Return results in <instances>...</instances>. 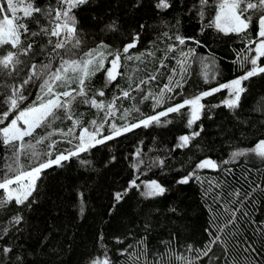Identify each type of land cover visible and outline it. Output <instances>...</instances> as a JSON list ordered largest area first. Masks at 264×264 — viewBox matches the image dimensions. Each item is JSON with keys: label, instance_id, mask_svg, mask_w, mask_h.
Masks as SVG:
<instances>
[{"label": "trees", "instance_id": "1", "mask_svg": "<svg viewBox=\"0 0 264 264\" xmlns=\"http://www.w3.org/2000/svg\"><path fill=\"white\" fill-rule=\"evenodd\" d=\"M157 2L143 0L142 6L135 8V0H90L88 5L74 10L79 21V38L83 41L80 55L95 48L101 41L113 50L122 48L135 33H140L141 39L136 48L130 50L131 54L155 52L154 56L146 57L143 62H126L121 69L124 75L118 76L110 84H106L103 71L88 82L89 96L103 90L104 96L97 99L108 102L114 95H119L120 89H128L129 83H133L134 88L139 79L156 74V80L141 85L144 91L132 92L135 99L117 102L121 110L133 106L139 109V112L133 111L128 117L129 123L155 115L166 107L182 103L184 99L243 75L245 68L241 67L240 58L248 55L245 49L249 40L257 39L255 19L246 34H224L215 27H208L216 14V0H209L203 9V17L198 15L201 11L198 0H169L171 7L167 10L154 7ZM35 6L46 13L49 8L58 7V0H35ZM52 14L54 16V11ZM18 15H22V12H18ZM113 20L119 23L118 31L106 28ZM24 22L29 32L51 27L50 17L46 14H34ZM141 25L144 27L141 28ZM176 35L186 38L185 44L180 45L175 41ZM22 39L26 43H33V50L27 56H20L22 63L18 77L0 75V102L10 94V86L21 83L27 77L32 64L47 62V53L51 51L52 45L48 44V37L43 34L36 37L25 35ZM52 40L54 43L56 38L52 37ZM196 41L200 42L199 45ZM172 44L177 46L176 50L166 51ZM190 49H195V55L188 59L183 86L168 93L167 97L170 98H166L160 106L154 107L151 98L143 100L147 92L156 94L168 84L171 70L178 68L180 53H187ZM5 51L0 49V55ZM203 58L215 61L216 78L208 82H205L203 75ZM161 59L166 67H160ZM53 63L56 65L58 61ZM260 64L264 66V58H261ZM245 67L250 68L251 65ZM128 76H133L134 82L129 81ZM243 87L246 91L241 95L240 107L235 110L221 104L222 100L228 98V91L221 90L201 101L205 109L191 128L187 124L190 108L186 106L179 112L161 117L159 124L135 128L82 153L79 159L72 158L62 167L45 170L37 182L31 207L17 206L12 202L7 208L0 209V227L9 229L7 235L0 239V247L14 248L9 257L11 264H17L16 256L22 258V264H91L94 259L102 261L105 257L111 264H125L126 256L120 255V251L129 244L135 245L145 232V223L149 224L150 251H167L162 242L171 241L176 253L192 257L195 253L188 252L186 246L191 244L194 248H203L209 241L205 229L210 227L213 216L219 217L218 223L226 218L221 214L223 209L213 202V197L219 195L227 198V203L228 199H235L229 197V193L237 189L246 193L255 185H261V188L249 200L244 201L243 205H233L242 207L249 215L241 216L237 227L232 229L234 237L227 245V254H222L219 246H214L213 252L220 257L216 264H233L234 261L240 264H264V236L260 235V228L257 227L264 226V161L249 154L223 164L224 160L230 159L234 150L250 149L258 140L264 139V74L244 81ZM29 88L30 94L26 93L29 100L25 107L35 99L38 84ZM3 107L0 103V108ZM73 111L80 114L84 126L103 117L102 112L98 113L97 109L79 101L73 105ZM58 115L60 119L54 127L66 131L72 121L65 118L63 111ZM118 117L119 113L117 123L122 125L125 121ZM12 118L10 116L7 122ZM201 126L203 131L200 136L192 140L188 147H176L180 143L179 137L197 131ZM48 131L51 129H37V135H45ZM102 134H110L108 124ZM53 139L60 141L56 145L57 151L71 148L58 133ZM10 155L11 152L0 143V177L4 175V165L9 162L7 158ZM206 157L220 164L221 170H199L198 175L203 183L196 180L188 184L177 183ZM159 159L164 160L163 166L155 163ZM80 160L90 163L82 165ZM21 162L28 164L27 158H22ZM223 169L232 171L225 172ZM133 180L141 187L129 189ZM152 180L158 181L167 192L163 196L146 199L141 195L143 183ZM209 182H218L220 187L209 189ZM126 189H129L127 195L116 203L114 194ZM80 193L83 194V212L80 211ZM3 194V190H0V197ZM17 212L23 215L24 221L14 226L10 220ZM17 228L20 230L17 231ZM117 238L123 243H118ZM248 244L256 252H245L243 249ZM4 260L0 252V261ZM198 264L212 262L204 257Z\"/></svg>", "mask_w": 264, "mask_h": 264}, {"label": "snow or ice", "instance_id": "2", "mask_svg": "<svg viewBox=\"0 0 264 264\" xmlns=\"http://www.w3.org/2000/svg\"><path fill=\"white\" fill-rule=\"evenodd\" d=\"M89 3L90 0H58V7L55 9L49 8L46 13L35 6V0L28 3H25L24 0H3V3H0V17H2L0 18V49H6L4 54L0 55V75H6L9 78L19 76L22 63L20 56H27L33 50V43H26L22 39L23 36L36 37L43 34L48 37V44L52 45L51 51L47 53V62H41L39 65L32 64L27 77L22 79L21 83L10 86V94L0 102L4 106L0 108V143L11 152V155L7 158L9 162L4 165V175L0 177V190H3L4 193L0 197V209L7 208L12 202L17 206L27 205L31 207L34 203L33 194L38 187L37 182L42 178V173L45 170L54 166L62 167L64 163L72 158L79 159L82 153H87L97 145L104 144L106 141L135 128L159 124L161 117H166L169 113L179 112L186 106L190 108L187 124L191 128L200 119L201 113L205 109V104L201 101L221 90L228 91V98L222 100L221 104L231 110L239 108L241 95L246 91L243 82L251 77L264 74V66L260 64L261 58H264V0H216V14L208 27H215L224 34H246L254 19L257 24V39L249 40L245 49L248 55L240 58L241 67L245 68L244 74L202 91L191 98L184 99L182 103L166 107L155 115H149L140 118L136 122L129 123L127 122L128 117L133 111L139 112V109L133 106L131 109L124 108L121 110L117 102L123 99H135L131 95L132 92L144 91L141 85L150 84L157 79V75L150 74L147 79H139L134 88L133 83H129L128 89H120L119 95H114L112 100L108 102L97 99V97L104 96L103 90H98L90 97L88 82L98 72L103 71L106 84H110L118 76L124 75L121 69L126 62H143L146 57L154 56L155 52L146 51L139 55L131 54L130 50L135 49L141 39L140 33H135L122 48L113 50L101 41L95 48H91L80 55L79 50L82 48L83 41L79 38V21L74 10ZM198 3L201 7L198 15L203 17V9L208 5L209 0H198ZM142 4L143 0H135L133 7L139 8ZM21 5L23 6L21 7ZM154 7L167 10L171 7V4L169 0H158ZM18 12H22V15H18ZM34 14L48 15L50 17V29L42 27L39 32H29L28 25L24 20L33 17ZM140 27L143 28L144 26L141 25ZM106 28L111 31H118L119 23L113 20L106 25ZM164 35L167 36V33ZM52 37L56 38L54 43ZM185 39L180 35L174 37V40L178 41L180 45L185 44ZM196 43L199 45L200 42L196 41ZM176 47L175 44L169 45L166 51H175ZM194 55L195 49H190L187 53L181 52V59L177 60L178 68L171 70L168 84H165L156 94L147 92L142 99L151 98L154 101V107L163 104L166 98H170L167 97L168 93L181 88L186 82L188 59ZM53 61H58V64L54 65ZM201 64L204 68L205 82H208L209 79H215V61H208L207 58H203ZM248 64L251 65L250 68L245 67ZM160 67H166L163 59L160 60ZM156 72H159V68L156 69ZM127 78L129 81L134 82L133 76ZM37 84L38 91L35 99L25 107V103L29 100V95H26V93L30 94L29 86ZM73 84L76 87H72ZM78 101L97 109L98 113L102 112L103 117L100 120L90 121L89 126H84L80 114L73 111V105ZM219 106L213 105V107ZM61 111L64 112L66 119L72 121L71 127L67 128L66 131L54 127L56 121L60 119L58 113ZM118 113V119L125 121L122 125L117 123ZM10 116L13 118L10 122H7ZM106 124L110 127L109 135L102 134ZM37 129H51V131H48L45 135H37ZM77 129H79L78 133ZM202 131L201 126L197 131L182 135L179 137L180 143L176 147H188L190 142L200 136ZM57 133L63 137L65 142L71 145V148L57 151L56 145L60 141L53 139ZM41 148L45 150L41 151ZM249 154H254L264 161V139L258 140L250 149L234 150L230 155V159L224 160L223 164L227 165L230 161H236ZM137 155H139V152H137ZM22 158H27V165L21 162ZM80 163L84 165L90 163V161L80 160ZM155 163L163 166L164 160L159 159ZM203 169L219 171L221 165L206 157L197 163L191 172L179 179L177 183L188 184L192 180L203 183L201 176L198 175V171ZM223 170L225 172L232 171V169ZM140 187L135 180L129 184V189ZM213 187L219 188L220 183L209 182V189ZM259 188H261V185H255L246 193H241L237 189L228 194L229 197L235 199H228L227 203H225L227 198H222L219 195L213 197V202L223 209L221 214L226 218L222 223H218L219 217L213 216L210 227L205 229L209 235V241L203 248H194L191 244L186 246L188 252L195 253L192 257L176 253L171 247V241L162 242L165 248L168 249L167 251H150L148 223H145V232L136 240L135 245L129 244L126 248L121 249L120 255L126 256L125 264H173L174 261L175 264H198L204 257H208L212 264H216L220 257L213 252V247L219 246L222 254H227V245L234 237L232 229L237 227L241 216L247 217L249 215L243 211L242 207H234L233 205H243L244 201L249 200ZM129 189L114 194L116 203H119L127 195ZM144 189L141 195L146 199L163 196L167 192V189L156 180L144 184ZM79 196L81 200L80 211L83 212V194L80 193ZM172 211H175V209H172ZM23 221V215L17 212L11 217L10 224L19 226ZM257 227L260 228V235L264 236V226L258 225ZM19 230L17 228V231ZM8 231V228L0 227V239H3ZM117 242L123 243L119 238H117ZM243 250L245 252L249 250L256 252L251 244H248ZM13 251L14 248L10 246L0 247V252L5 257V260L0 261V264H11L9 257ZM209 253H212V256H209ZM16 262L22 264V258L16 256ZM92 264H111V262L105 257L102 261L99 259L92 261ZM233 264H240V262L234 261Z\"/></svg>", "mask_w": 264, "mask_h": 264}, {"label": "rangeland", "instance_id": "3", "mask_svg": "<svg viewBox=\"0 0 264 264\" xmlns=\"http://www.w3.org/2000/svg\"><path fill=\"white\" fill-rule=\"evenodd\" d=\"M149 182H150V181H149ZM146 183H147V182H144V183H143V191L145 190V189H144V184H146ZM97 259H99V258H97ZM97 259H94V260H97ZM94 260H93V261H94ZM99 260H101V259H99ZM91 264H92V263H91Z\"/></svg>", "mask_w": 264, "mask_h": 264}]
</instances>
